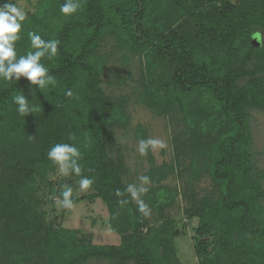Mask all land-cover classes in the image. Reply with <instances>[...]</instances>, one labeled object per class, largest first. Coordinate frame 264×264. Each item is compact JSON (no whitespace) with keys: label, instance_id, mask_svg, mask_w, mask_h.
Returning <instances> with one entry per match:
<instances>
[{"label":"trees","instance_id":"trees-1","mask_svg":"<svg viewBox=\"0 0 264 264\" xmlns=\"http://www.w3.org/2000/svg\"><path fill=\"white\" fill-rule=\"evenodd\" d=\"M10 24L0 36V264H178L173 222L157 229L148 212L171 206L177 192L162 182L190 156L183 173H206L218 194L190 198L199 264H221L224 255L226 264H264V172L248 140L250 112L264 111V45L252 43L255 29L264 33V2L37 0L28 18ZM107 40L114 47L103 54ZM116 51L145 61L142 103L185 124L174 139L177 161L146 174L155 185L145 206L124 182L115 139L128 121L122 102L101 87ZM61 162L69 177L56 195L66 198L74 181L92 190L120 245H88L47 222L36 187L54 192L45 181Z\"/></svg>","mask_w":264,"mask_h":264},{"label":"rangeland","instance_id":"rangeland-1","mask_svg":"<svg viewBox=\"0 0 264 264\" xmlns=\"http://www.w3.org/2000/svg\"><path fill=\"white\" fill-rule=\"evenodd\" d=\"M6 1L5 7L0 0V36H6L11 31L10 23L16 16L28 18L35 11L37 2V0ZM254 1L264 2V0ZM216 2L218 5L221 4V0ZM188 19L189 16H184L175 26L183 27ZM255 32L259 33L255 34L254 38L259 45H264V33L258 29H255ZM113 47L114 43L107 40L101 45V52L109 53ZM144 64L143 59L134 57L127 51H116L100 74L101 87L105 94L112 101L122 102V111L128 119L121 129L115 130V139L127 171L124 182L130 189L133 203L143 206L147 203L145 196L155 185L146 174L151 167H160L177 161L174 139L176 137L178 141H181L185 132V124L181 116L178 117L169 112L162 114L142 103L139 73ZM250 113L248 140L256 167L264 172V111L253 110ZM139 130L144 133L146 142L140 139L141 134L137 133ZM191 158L192 156L186 160V166L174 164V173L162 182V186L177 192L171 206L162 214L152 210L148 212L149 225L157 229L168 221L173 222V228L178 232V237L173 240L178 264H199L195 254L196 229L199 222L197 217L188 216L192 205L190 198L192 195L198 199L206 195L214 197L218 195L216 187L206 173L194 180L190 178L189 173H183L184 167H188ZM68 177L66 165L61 162L45 181L54 185V192H49L40 186L36 187L38 189L36 197L39 202L43 201L41 209L46 213L47 222L51 223L55 229L77 232L78 238L88 245H120L122 236L110 230L106 206L100 199L91 197L92 190L81 182L74 181L66 198L61 199L56 195V184ZM261 187L264 193V181ZM259 202L264 207V200ZM206 239L209 240L210 237ZM208 251L213 252V248H208ZM220 261L221 264L227 263L225 255ZM82 264H109V262L91 258Z\"/></svg>","mask_w":264,"mask_h":264},{"label":"water","instance_id":"water-1","mask_svg":"<svg viewBox=\"0 0 264 264\" xmlns=\"http://www.w3.org/2000/svg\"><path fill=\"white\" fill-rule=\"evenodd\" d=\"M252 43H253L254 45H259V43L257 42V39H256V38H253Z\"/></svg>","mask_w":264,"mask_h":264}]
</instances>
